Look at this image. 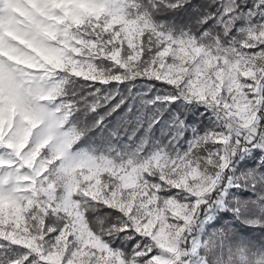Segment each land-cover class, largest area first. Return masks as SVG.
<instances>
[{
  "label": "snow or ice",
  "instance_id": "obj_1",
  "mask_svg": "<svg viewBox=\"0 0 264 264\" xmlns=\"http://www.w3.org/2000/svg\"><path fill=\"white\" fill-rule=\"evenodd\" d=\"M0 264H264V0H0Z\"/></svg>",
  "mask_w": 264,
  "mask_h": 264
}]
</instances>
